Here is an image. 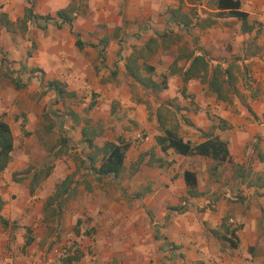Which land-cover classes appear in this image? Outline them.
<instances>
[{"label":"crops","instance_id":"crops-1","mask_svg":"<svg viewBox=\"0 0 264 264\" xmlns=\"http://www.w3.org/2000/svg\"><path fill=\"white\" fill-rule=\"evenodd\" d=\"M213 1L85 0L80 6L74 0H0V13L11 23L0 24V50L11 60L13 76L21 70L15 79L0 72V119L9 124L14 147L18 140L24 143L18 155L13 148L10 162L0 172V216L7 222L0 221V264L35 260L51 264L57 260L55 248L71 245L80 253L78 264H88L90 251L97 254V264H264V187L244 176L251 148L248 141L260 136L264 145V86L260 102L256 98L247 102L258 118L263 117L255 125V118L239 100L236 115L227 103H214L215 95L198 78L184 82L188 62L181 56L195 48L209 58V47L231 37L230 27H221V21H227L236 42L255 45L244 59L260 61L264 75V0H240L253 25L248 33L241 31L236 18L215 16L218 10ZM27 7L33 14L52 17L68 9L73 19L60 27L56 17L51 21L25 18L24 23ZM173 8L188 14L191 23L172 21L169 10ZM190 8L200 20L213 23L200 27L202 21L197 25ZM162 34L166 35L159 37ZM77 39L83 43L81 48L75 44ZM31 46L35 52L28 55ZM133 54L140 65L153 67L152 72L141 68V74L155 81L164 76L165 88L152 91L127 73V59ZM3 77L10 86L4 85ZM51 80L74 94L65 95L66 99L91 92L99 102H84L87 108L81 114H71L73 122H66V117L55 124L45 122L51 117L46 112L49 101L60 100L48 85ZM22 88L27 90V101L19 109L15 90ZM12 112L23 113L24 120L18 116L13 127L6 117ZM174 126L183 140L192 143L205 140L208 132L219 135L228 144L230 161L212 170L210 158L184 156L172 149L164 152L156 137ZM57 128L68 139L73 157L64 160L66 156L59 152L53 169L39 183L14 181L17 157L22 159L20 168L29 165L26 145ZM85 128L94 146L107 141L128 143L117 177L96 175L89 161L81 165L91 150L81 134ZM52 148L44 153L50 154ZM252 151L264 165L259 155L264 151L257 142ZM100 162L97 155L94 166ZM185 171L196 175L195 196L187 194ZM67 175L74 181L68 193L47 204ZM233 228L236 247L222 238L230 237Z\"/></svg>","mask_w":264,"mask_h":264},{"label":"trees","instance_id":"trees-1","mask_svg":"<svg viewBox=\"0 0 264 264\" xmlns=\"http://www.w3.org/2000/svg\"><path fill=\"white\" fill-rule=\"evenodd\" d=\"M197 1V0H196ZM214 8L216 11L214 14L217 17H234L238 21H240V29L243 33L251 32L253 29V25L248 20V13L241 9L240 0H214ZM170 18L175 23H182L184 26H188L191 23V18L188 14L182 13L180 8L170 9ZM190 15L196 16V20L198 24L199 21H202L201 26L210 25L213 21L205 19H199L197 12L190 8ZM56 17L57 26L60 27L63 23L71 24L73 17L70 15V10L68 9H60L56 11L55 16L47 14L44 16L33 14L30 7L25 8L24 14V23L25 18L34 20L37 18H42L45 20H54ZM199 19V20H198ZM27 21V20H26ZM0 24H4L6 26L11 25L7 15L5 13H0ZM166 34H162L159 37H164ZM76 46L81 48L83 43L80 39H77L75 42ZM183 52H185L183 50ZM186 58L188 62V66L183 71V81L186 82L192 78H198L201 83L205 84L207 90L215 95L216 100L231 104L234 99L239 100L243 103L248 111L253 115L255 119L258 116L251 110L250 106L244 99L243 92L237 86L238 81V66L234 62H227L225 65L222 62L217 61L212 64L207 57L205 52H201L199 49L196 50L192 48L188 50L184 54L181 53V56ZM180 57V55H179ZM136 55H131L127 59L126 69L127 73L136 81H138L141 85L150 88L152 91H159L166 87L165 77H162V80L155 81L149 76H145L141 74V68L146 72H152L153 67L151 65L138 63ZM15 86L20 88L21 86L17 81L13 80ZM49 86H53L57 92L59 98H64L65 95L71 96L74 95L70 92H67L64 88V84L59 82L58 80H51L48 83ZM94 104L91 102V105ZM264 116V114H263ZM76 117V116H74ZM221 129H224L225 126H220ZM163 133L156 137L157 143L160 145L161 149L166 152L168 149H172L175 153L184 155V156H203L206 158H210L213 160V165L211 167L212 170H216L220 165L225 162L230 161V151L228 144L225 140L221 139L219 135H215L212 132L205 133L206 138L202 142L192 143L190 141H185L177 134L176 127L164 128ZM88 133L87 129H82L81 134L83 136V141L86 143L87 147L91 149L89 153L86 154L85 159L80 160L81 165L83 163L89 161L90 169L98 176H107L112 175L113 177H117L123 170V163L125 159V153L128 148V143L124 141L117 142H105L101 147L94 146L92 137L86 136ZM61 145L68 146V139L63 137L61 138ZM14 148V137L12 130L9 124L0 119V172L4 171L10 162L11 153ZM97 155H101V162L99 166H94ZM261 159H264V154H259ZM43 172V173H42ZM47 171L40 170L35 176L39 174H43L46 176L48 174ZM184 179L187 185V194L190 196H195L197 193L195 191V187L197 185V178L194 172L185 171ZM72 175H67L64 180L58 184L57 189L53 196L49 198L47 204H51L54 200L62 196L64 193H68L71 183H73ZM256 183H258L261 187H264V172L261 176L256 178ZM2 205V201L0 199V208ZM178 209V208H177ZM0 221L3 224H6V220L0 216ZM236 228H233L229 233L230 237L223 235V239H228L230 245L232 247H236V236H235ZM213 234H217L216 230H212ZM29 240L27 239L25 243L27 244ZM73 255L63 260L64 264H70L72 261H76L80 258V253L78 250L73 251Z\"/></svg>","mask_w":264,"mask_h":264},{"label":"rangeland","instance_id":"rangeland-1","mask_svg":"<svg viewBox=\"0 0 264 264\" xmlns=\"http://www.w3.org/2000/svg\"><path fill=\"white\" fill-rule=\"evenodd\" d=\"M74 1L78 5L80 3V6H83L85 4V0H74ZM228 26L230 27L229 29L231 31L230 33L231 37L226 40L222 39L223 40L221 41L222 44H220L219 46L212 45L211 47L207 49L208 52L210 53V57H209L210 61L212 64L215 63L216 61H220L224 64L230 61L236 63L239 68L237 71L238 73L237 86L240 89V91L243 92L245 101L250 103L252 102L250 99L256 98L260 102L262 98L261 97L262 90H263L262 88L264 86V75H262V69H261V66L259 65L260 61L258 60L257 61H254V60L246 61L244 59L247 53L255 51V47H254L255 45H253L250 42L248 44H245V41H243L242 43L241 41L236 42V40L234 39L236 34H235L232 24L227 25V21H221V27L226 28ZM31 34H32L31 31H29L28 36L31 37L30 36ZM260 50L261 49H259V52ZM29 52L30 54L28 55H32V53L34 54L35 48H33L32 46L31 48L27 47V53ZM10 63H11V60L9 59L8 55L6 54L5 51L1 49L0 50V72L2 75H5V73H9V76L15 79L18 77L17 75L19 74L21 70H18L17 72H15L17 75L13 76L12 71L9 68ZM256 64L259 65V70L255 69ZM252 65L254 66V68L252 67ZM16 70L17 69H13V72ZM3 81H4V85L10 86L9 83L7 82L8 81L7 78L3 77ZM20 81H22V79H20ZM26 91L27 90H24L23 88L15 90L17 94L15 96V100L17 99L16 105L19 106V109H22L24 107V103L27 101L25 97L27 93ZM204 95L208 97L211 96V94L207 92H205ZM53 100L54 99H51L49 101V104L47 105L48 108L46 111L48 115L51 117H48L45 120V122H53V124L61 120H64V117L67 118L66 122L67 121L70 122L71 120L70 117L73 116L71 115L73 111L81 114L87 108V105H84V102H89V103L93 102L94 105H96V103L99 102L97 95L91 92H86V93L79 92L74 98L73 97L67 98V99L63 98L57 102ZM214 103L220 104L221 102L215 100ZM227 105L229 106L228 108L231 113H235L236 115L239 114L237 105H241V103L237 99H234L233 103L227 104ZM19 112H22V111H19ZM21 114L23 113L12 112V113H9L8 116H6L7 119L11 122L12 127L14 125L13 122H16V120L18 119V116L21 117V119L23 120V116ZM262 118L263 117L261 115L259 116V118L255 120H252L251 118L250 119L252 120L253 124L259 125L261 122L260 121L258 122V120H262ZM257 134H259L258 130L255 132L254 137H257L258 136ZM62 135H64L63 130H60L57 128L55 131H52L50 133H46L43 135L39 134L38 142L30 141L29 142L30 148H29V145L28 146L26 145L25 147L27 148L30 154L29 161L27 162L29 163V165L27 167L20 168L22 159L17 157L15 164L18 166V168H15V171L13 172V175H12V179L14 181L31 180L32 183H39L43 181L41 180L43 172L39 174L38 176H35V174L38 173L40 170L42 171L50 170L51 171L53 169L56 159L59 158V156L62 153H63L62 155L66 156L64 160H67L70 157H73V153L68 151L69 148H67L64 145H61ZM258 138L260 140L250 139L248 141L249 144L251 145V148L246 154L247 158L245 159V162L247 163V167H246V170L244 169L246 171L244 176L250 182H256V178L258 176H261L264 172V165L258 161L256 151H252L253 144L256 142L258 143V149L261 152L264 151V145L261 140V137L259 136ZM36 143L40 144V147L35 145ZM23 146H24V143L22 140L16 141L15 147H14V150L16 152L15 155H18L17 152H20ZM33 147H36L39 149H35ZM51 148H52V151L50 154L47 155L46 153H44V152H48V150H50ZM59 152L61 153L60 155H58ZM13 159L15 160V157H13ZM207 205H210V204H207ZM158 229H160V227ZM172 250H174V246L170 245L168 249L169 255H172Z\"/></svg>","mask_w":264,"mask_h":264},{"label":"built area","instance_id":"built-area-1","mask_svg":"<svg viewBox=\"0 0 264 264\" xmlns=\"http://www.w3.org/2000/svg\"><path fill=\"white\" fill-rule=\"evenodd\" d=\"M77 250V246H61L54 249V253L57 255V260L52 261L51 264H64L63 260L68 258L69 256L73 255V251ZM97 254L93 251L87 255V262L88 264H97ZM79 261H72L70 264H78ZM31 264H39L36 260L32 261Z\"/></svg>","mask_w":264,"mask_h":264}]
</instances>
